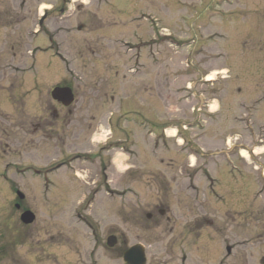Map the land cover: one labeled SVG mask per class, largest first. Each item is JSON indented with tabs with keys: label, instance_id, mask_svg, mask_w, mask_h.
Here are the masks:
<instances>
[{
	"label": "rangeland",
	"instance_id": "374dc122",
	"mask_svg": "<svg viewBox=\"0 0 264 264\" xmlns=\"http://www.w3.org/2000/svg\"><path fill=\"white\" fill-rule=\"evenodd\" d=\"M263 41L264 0H0V264H264Z\"/></svg>",
	"mask_w": 264,
	"mask_h": 264
},
{
	"label": "water",
	"instance_id": "95a60500",
	"mask_svg": "<svg viewBox=\"0 0 264 264\" xmlns=\"http://www.w3.org/2000/svg\"><path fill=\"white\" fill-rule=\"evenodd\" d=\"M52 95L55 99L62 101L64 105L68 106L74 101V94L70 88H60L56 87ZM20 194V193H19ZM21 198L23 195L21 194ZM19 207V205L17 206ZM22 222L25 224H30L35 220V215L31 211H25L21 216ZM117 243V240L114 236L110 237L108 240L109 246H114ZM230 250V249H229ZM124 260L129 264H145L146 257L144 247L142 245H135L124 254Z\"/></svg>",
	"mask_w": 264,
	"mask_h": 264
},
{
	"label": "flooded vegetation",
	"instance_id": "af4514ba",
	"mask_svg": "<svg viewBox=\"0 0 264 264\" xmlns=\"http://www.w3.org/2000/svg\"><path fill=\"white\" fill-rule=\"evenodd\" d=\"M261 51H262V53H263V55H264V41H263V43H262V49H261ZM263 59H264V56H263ZM62 87H66L67 85H61ZM59 103V102H58ZM59 104H61V103H59ZM62 105V104H61ZM52 109V111L51 110H49V112L51 113H54L55 114V116L56 117H58L59 115H58V110H56L55 108H51ZM68 112L69 113H72V110L71 109H69L68 110ZM22 114V116H21V118L23 119V124H22V126L24 125V116L26 117L27 115H24V112L23 113H21ZM20 116V115H19ZM21 125V124H20ZM37 126H39V124L37 125ZM100 150H101V152L102 153H104V152H107L106 151V148H105V146H102V147H100ZM92 153V152H91ZM90 153V154H91ZM103 172L106 174V168L105 169H103Z\"/></svg>",
	"mask_w": 264,
	"mask_h": 264
},
{
	"label": "bare ground",
	"instance_id": "6f19581e",
	"mask_svg": "<svg viewBox=\"0 0 264 264\" xmlns=\"http://www.w3.org/2000/svg\"><path fill=\"white\" fill-rule=\"evenodd\" d=\"M210 78H212V77H210Z\"/></svg>",
	"mask_w": 264,
	"mask_h": 264
}]
</instances>
